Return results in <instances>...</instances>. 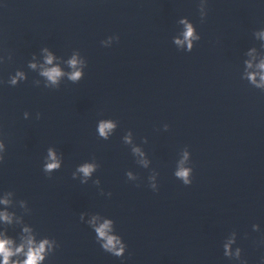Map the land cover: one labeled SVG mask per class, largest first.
Here are the masks:
<instances>
[{
	"label": "water",
	"instance_id": "obj_1",
	"mask_svg": "<svg viewBox=\"0 0 264 264\" xmlns=\"http://www.w3.org/2000/svg\"><path fill=\"white\" fill-rule=\"evenodd\" d=\"M201 3L0 0V131L8 149L0 194L15 193L18 214L26 200V222L57 240L48 264H235L223 252L233 231L247 264H264V92L241 79L244 54L264 45L255 36L264 3L207 0V19ZM184 17L202 37L191 53L173 43ZM46 47L63 61L80 52L85 78L45 88L28 65L34 56L42 62ZM18 69L28 80L13 88L6 81ZM102 119L118 124L108 140L97 133ZM129 132L149 167L125 143ZM49 148L63 158L51 178L42 170ZM186 148L190 187L174 175ZM85 162L99 169L82 184L72 175ZM154 173L159 192L150 188ZM81 213L116 221L128 244L124 261L100 248Z\"/></svg>",
	"mask_w": 264,
	"mask_h": 264
},
{
	"label": "clouds",
	"instance_id": "obj_2",
	"mask_svg": "<svg viewBox=\"0 0 264 264\" xmlns=\"http://www.w3.org/2000/svg\"><path fill=\"white\" fill-rule=\"evenodd\" d=\"M264 3V0H261ZM201 14L203 19H207V0H202ZM179 23L182 25V31L178 37L173 39V43L181 51L191 53L195 50L196 45L202 37L197 27L187 17L182 18ZM256 39L264 42V29L255 33ZM119 41V36H109L102 41L105 48H110L114 42ZM42 62L37 57L28 67L32 71L38 72L44 82V87L49 89H58L63 80L67 78L74 84L80 83L85 78L87 61L81 56L80 52H74L67 61L61 58L49 48L41 50ZM11 59V56L8 57ZM0 63H4V58L0 57ZM67 65L71 71H65L63 65ZM243 67L241 79L260 92H264V45L261 48L252 47L245 54L242 61ZM28 75L26 72L16 70L10 75L6 83L15 88L19 87L22 82H27ZM39 84V81L37 82ZM40 114L38 119H40ZM24 119H31V113L25 112ZM118 124L112 119H102L97 123V133L104 140H108L115 133ZM165 131L169 130V125H165ZM125 143L133 145V154L138 157V162L145 168L149 167L150 161L145 151L134 144L133 133L129 132L124 138ZM144 143H148L145 138ZM7 145L3 138V132L0 131V163L4 162L7 152ZM63 168V158L54 148L47 150V155L43 161V172L51 178L52 175ZM99 165L95 162H85L77 166L72 178L79 180L82 184H87L97 173ZM175 177L183 185L190 187L193 184L194 168L192 166V154L186 148L181 154L174 172ZM128 181L134 182L137 177L132 172H127ZM158 173H154L150 178V188L153 192H159ZM99 185L100 181H95ZM107 195L111 198V193L101 192V195ZM15 193L4 192L0 194V264H48L49 257L55 255L60 247L57 240L47 236H41L37 230L26 222L25 216H30L32 210L26 200L20 201V208L23 214H18L12 209L15 207ZM80 222L86 224L95 234L96 243L100 248L113 257L124 261L128 255V244L117 231L116 221L102 216L100 214L81 213ZM11 229L15 235L10 234ZM253 231L260 232V225H254ZM238 233L233 231L223 243L224 256L235 264H247L244 259V250L237 246Z\"/></svg>",
	"mask_w": 264,
	"mask_h": 264
}]
</instances>
